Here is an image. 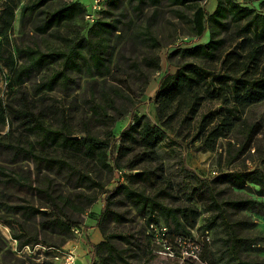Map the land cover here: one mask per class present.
<instances>
[{"label":"trees","instance_id":"obj_1","mask_svg":"<svg viewBox=\"0 0 264 264\" xmlns=\"http://www.w3.org/2000/svg\"><path fill=\"white\" fill-rule=\"evenodd\" d=\"M194 1L109 0L108 14L98 18L86 36L66 38L64 46L52 47L47 51L30 46L20 48L24 62L17 71V78L22 80L55 64L58 69L38 85L40 92L52 91L58 84L68 87L70 82L76 81L75 74L90 77L110 74L116 52L114 36L119 37L118 31L132 25L125 21L128 17L126 6L139 15L147 8H155L145 31L137 35L151 47L161 46L155 35V23L160 15L158 7L164 2L174 7L173 12L178 17L193 25L197 36H203L209 28L211 39L207 43L182 48L179 52L185 61L178 64L176 73H168L162 78L155 96L160 123H153L146 115H135L121 134L118 156L132 154L129 167L138 171L131 172L130 178L144 183V186L124 185L112 192H123L147 224L163 220L167 227L177 233L190 232L195 228L202 211L192 203L173 207L164 201L182 200L184 197L191 201L197 196L207 203L206 209L211 213L209 227L217 223L223 226L226 234L223 245L231 261L235 264H264V259L250 260L243 256L245 241L254 239L248 230H252L256 224L248 218L236 216L245 210L264 215L262 171L234 170L201 182L189 178L182 188L184 192L178 194L173 180L164 173L139 167L143 163L160 160L159 147L168 139V130H174L177 125L188 130V135L192 136L194 142H199L202 149L215 151L219 141L234 131L245 110L264 101V14L236 0H218L216 10L209 15L204 8L194 6ZM15 7L16 2L12 0L0 11L1 33L11 26ZM186 8L193 9L191 15L183 10ZM36 11L41 17L36 29L41 34L62 25L76 26L87 15V7L79 1L63 2L56 6L55 0H37L22 10V21L34 16ZM236 28L238 36L234 38L230 32ZM152 61L148 60V64H153ZM156 63L159 65V57ZM91 95V112L87 110L86 113L92 119L100 124L112 125L120 118L112 114L111 111H118L117 106L105 88L103 95L98 97V85L94 84ZM212 102H218L219 106L203 112L205 105ZM9 113L18 130L0 134V147L14 152L15 158L11 163L28 160L31 164L11 166L0 163V186L13 190L19 197H38L44 203L37 206L31 200H22L27 204L10 205L6 202L3 206L21 213L26 219H34L42 214L47 218L43 221L44 229L68 235L72 227L78 224L73 213L85 212L96 198L84 193L76 198L67 196L56 179L64 180L73 188L99 187L100 173L103 168L110 167L107 159L112 136L103 139L92 130H84L85 134L80 136L67 125L64 128L56 127L33 102H20L10 107L9 112L0 103V126L5 123ZM115 168L121 170L119 166ZM250 184L258 187L257 194L261 199L230 195L235 189H244ZM223 185L227 186L226 189L221 188ZM105 214L122 219L109 209V204L102 210L100 218ZM24 233L26 239L21 245L40 243L57 247L39 242L38 237L27 230ZM16 237L19 240L21 236ZM112 237L131 244L127 235ZM102 245H106L107 254L97 259V250ZM90 246L91 264H137L129 259L138 256L133 254L132 248L120 250L108 241L99 244L90 242ZM200 255L204 256V253ZM204 259L216 264L211 255Z\"/></svg>","mask_w":264,"mask_h":264},{"label":"rangeland","instance_id":"obj_2","mask_svg":"<svg viewBox=\"0 0 264 264\" xmlns=\"http://www.w3.org/2000/svg\"><path fill=\"white\" fill-rule=\"evenodd\" d=\"M36 1L15 0L16 7L11 26L1 33L0 24V103L9 112L10 107L20 102L27 104L33 102L45 118L56 127L67 125L80 136L85 134L84 130H92L103 139L112 136L107 159L110 167L103 168L99 177L101 185L92 189L73 188L64 180L56 179V182L61 183L62 191L67 196L76 198L84 193L96 198L85 212L73 213L72 216L76 218L78 224L72 227L68 235L44 229L43 221L47 218L42 214L34 219H26L21 213L5 209L3 204L6 202L10 205L27 204V201L22 200H31L33 204L42 206L44 200L38 197L33 199L19 197L13 190L0 186V264H59L52 254L45 251H37L30 256L27 253L19 255L12 249L9 238L21 236L19 237L21 244L26 239L24 235L26 230L37 236L39 242L53 244L57 246L55 248L60 249L70 248L77 257L84 256V253L89 251L92 257L91 241L85 235V230L94 223L100 225L104 241H108L120 250L132 248L133 254L138 256L129 259L137 264H210L209 260L204 259L210 255L216 264H235L223 245V240L226 238L223 226L217 223L209 227L211 213L206 209L207 203L199 197L194 196L191 201L186 197L182 200L164 201L173 207L192 203L202 211L195 228L190 232L177 233L167 227L163 220L159 223L147 224L123 192H112L115 188L124 185L144 186V183L130 178L131 172L138 171L129 167L132 154L125 157L118 156L121 134L135 115H146L153 123H160L155 96L162 78L168 73H176L178 64L185 61L179 52L182 48L207 43L211 39V30L208 28L203 36H197L193 25L186 22V19L178 17L173 12L174 7L164 2L158 7L160 15L155 23V35L161 46L151 47L150 44L143 43L137 35L145 31L155 8H147L139 15L131 7L126 6L128 17L125 21L132 25L128 29L118 31L119 37L114 36L116 52L110 74L94 77L75 74L76 81L70 82L68 87L58 84L52 91L39 92L38 85L46 80L47 75L58 69V66L52 63L40 73L19 80L17 71L24 62V58L19 53L20 48L30 46L47 51L52 47L64 46L66 38L86 36L94 22L106 16L110 9L109 0H55L56 6L63 2H82L87 7V15L83 20H79L76 26L62 25L41 34L36 29L41 18L37 11L34 16L26 17L22 21V10ZM236 1L264 14V0ZM11 2L12 0H0V11ZM193 4L204 8L210 15L216 10L218 0H195ZM183 10L191 15L193 9ZM118 11L120 10H113V12ZM230 33L237 38V28L232 29ZM236 41L235 39L234 43ZM158 57L159 65L156 63ZM150 59L153 60L151 65L148 64ZM94 84L98 85V97L100 94L103 95L105 88L117 106L118 111L111 112L119 115L120 118L112 125L100 124L86 113L93 104L91 88ZM218 106V102L207 103L203 112ZM16 130H18L16 122L9 113L5 123L0 126V134ZM159 154L158 162L143 163L139 167L164 173L173 180L178 194L184 192L182 188L189 178L195 182L207 179L210 181L223 172L234 170L258 169L264 173V101L251 105L245 110L234 131L229 137L219 141L215 151L202 149L199 142H194L192 136L188 135V130L181 129L177 125L174 130H168V139L159 147ZM13 158H15L13 151L2 150L0 147V163L11 166L31 164L28 160L11 163ZM116 166L123 169L122 174L115 168ZM249 186L235 189L230 195L261 199L257 194L258 187L254 184ZM226 187L221 186L223 189ZM108 204L109 209L119 214L122 219L109 214L100 218L102 210ZM41 209L48 211L46 207ZM236 216L248 218L256 224L252 230H248V234L254 239L245 241V245L242 246L243 256L250 260L264 259V215L245 210ZM119 234L129 236L131 244L118 237H112ZM202 252L204 256L200 255ZM105 254L107 247L102 245L97 250V259Z\"/></svg>","mask_w":264,"mask_h":264},{"label":"built area","instance_id":"obj_3","mask_svg":"<svg viewBox=\"0 0 264 264\" xmlns=\"http://www.w3.org/2000/svg\"><path fill=\"white\" fill-rule=\"evenodd\" d=\"M119 173L122 174L123 171L119 170ZM76 230L79 231V229ZM9 240L12 249L15 250L19 255H22V253H27L31 256L32 253L36 254L37 251H45V253L52 254L54 260L59 264H76V254L74 250L70 248L60 249L55 248L54 246L42 245L40 243L35 245H21L19 240L16 238L10 237Z\"/></svg>","mask_w":264,"mask_h":264},{"label":"crops","instance_id":"obj_4","mask_svg":"<svg viewBox=\"0 0 264 264\" xmlns=\"http://www.w3.org/2000/svg\"><path fill=\"white\" fill-rule=\"evenodd\" d=\"M85 235L94 244H99L105 240L103 233H102V230L95 223L91 224L90 226H88L86 228ZM87 251H88V249H87ZM88 252H85L84 256H78L77 257V255H76V264H91L92 257L90 256V254Z\"/></svg>","mask_w":264,"mask_h":264}]
</instances>
